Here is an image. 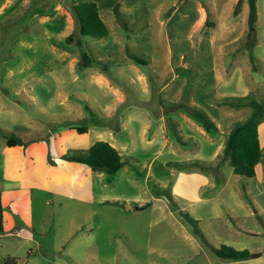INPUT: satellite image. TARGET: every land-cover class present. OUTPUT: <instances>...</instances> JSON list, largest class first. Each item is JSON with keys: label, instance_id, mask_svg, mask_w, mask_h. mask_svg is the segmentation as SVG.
I'll use <instances>...</instances> for the list:
<instances>
[{"label": "rangeland", "instance_id": "obj_1", "mask_svg": "<svg viewBox=\"0 0 264 264\" xmlns=\"http://www.w3.org/2000/svg\"><path fill=\"white\" fill-rule=\"evenodd\" d=\"M73 1L0 0V189L18 229L0 232V264L8 255L17 264H208L216 257L188 230L185 213L214 246L264 249V157L257 177L234 174L226 160L223 180L189 204L174 184L200 168L175 162L201 157L215 166L221 157L206 158L214 146L194 144L183 130L181 150L149 147L140 130L147 111L193 100L219 125L211 134L220 143L250 108L209 100L248 92L264 100V0H255L253 29L248 0H115L120 15L99 10L104 37L77 33ZM82 48L93 67L81 65ZM120 126L126 147L116 172L62 157L115 141ZM11 134L24 144L8 147ZM259 138L264 151V119ZM202 172L213 183L219 175Z\"/></svg>", "mask_w": 264, "mask_h": 264}, {"label": "trees", "instance_id": "obj_2", "mask_svg": "<svg viewBox=\"0 0 264 264\" xmlns=\"http://www.w3.org/2000/svg\"><path fill=\"white\" fill-rule=\"evenodd\" d=\"M104 7H114L117 4L115 0H74L72 5L69 6V11L72 14L75 29L80 35H90L94 37H104L109 33V28L105 21L100 16L99 10ZM116 9L117 15H120ZM207 25V22H206ZM71 35L68 36L67 41L71 40ZM135 62L144 63L136 55H131ZM250 57L254 58L250 50ZM81 65L83 67H93L92 59L88 52L82 48L81 50ZM99 69V68H98ZM104 73L103 69H99ZM217 106H228L232 108L249 107V114L243 118L235 120L230 127L224 140V145L220 153L216 155L217 158L221 157L215 166L212 162L203 159H190L182 162H175L179 166H192L195 165L202 171L214 169L219 173L216 175V181L223 180L222 165L227 160L231 165L234 174L242 175L245 177H254L256 175V166L264 157V151L260 145L258 126L264 119V100H258L250 92L244 95L235 97H223L212 101ZM175 109H179L194 119L201 125L205 131L214 132L218 130L216 123L210 118L206 110L198 105L186 102H178L174 105ZM171 130L176 139L186 144L176 128L173 126V121L169 119ZM79 133L87 131V127L80 126L77 128ZM191 141V138H189ZM23 145L24 140L15 134L7 137L6 145L8 147ZM63 158L71 161L84 163L89 167L102 170L106 173L116 172L124 163L122 155L119 151L107 140L99 139L93 142L86 149H74L73 153H65ZM171 163V162H169ZM168 199L172 200L173 197L167 194ZM6 206L2 202V190L0 189V232L7 229L4 224V211ZM184 219L189 231L197 238L202 244L211 250V252L218 258L225 260H244L251 257V252L247 248L237 249L228 244H220L219 246L212 245L203 234L202 230L198 227L197 221L190 217L188 213L184 214ZM16 225V223H15ZM3 264H17L15 257L8 255L3 259Z\"/></svg>", "mask_w": 264, "mask_h": 264}, {"label": "crops", "instance_id": "obj_3", "mask_svg": "<svg viewBox=\"0 0 264 264\" xmlns=\"http://www.w3.org/2000/svg\"><path fill=\"white\" fill-rule=\"evenodd\" d=\"M97 78L100 80L101 83H107V81H108V79L106 78V76L104 74H102V72L97 75ZM108 83H109V81H108ZM168 85H169L168 83H165L160 88V91L167 90ZM114 89H112V91L115 92V96L118 98L119 102L120 101L123 102V100H124L123 93H121L118 90V88H114ZM183 93H184V88L182 86L181 97H180L181 99L183 98ZM165 97H166V95H165ZM191 102H193L192 104L198 105L193 100H191ZM209 102H210V105H212V107H215V104H213L212 101L209 100ZM175 111L178 113V116H177V118L173 119L171 117V113H173ZM147 115L148 116L146 117L145 122L141 125L140 130L142 133L143 131H145V127H146L147 132H148L147 134L149 137L147 140V145L149 147L150 146L151 147H158V148L171 147L173 149L181 150V145H184V144L179 142L175 136H174V139L176 140V142L172 141V139L170 138L171 133L173 135V132H172L171 127L169 125V122H170L169 119H171L174 123L173 126L176 128L178 133L181 135L182 131L185 130V132H186L185 136L187 138H191V141L194 142V144L202 146L201 143L205 142L211 146H214V147H212L210 155L209 154L206 155V158L208 160H212L218 153L221 152V150L223 148V145H224L223 143H224L225 139H223L222 142L217 143V139L214 137L213 134H211V132H207V131L205 132L204 128L201 125L197 124V122L194 119H192L187 114L180 111L179 109H175V107H171V106H168L167 108L161 107L160 110H158V111H150V112L147 111ZM132 120L135 121L134 119H132ZM122 123H123V120H122ZM216 125L219 127L218 124H216ZM122 128H124V127L123 126L119 127V130L117 131V136H116V138H114L115 141H113V139H108V141L119 151L120 154H121V152L119 149L126 147V145H125L126 143H123V141L120 140L121 138H119V136L121 135L120 130ZM191 130H195L199 134V137H201V140H198L197 139L198 137H195V135L193 133H191L192 132ZM258 130H260V124L258 126ZM214 132H217V131H214ZM128 134L133 136V138H135V136H137V132L132 131V130H128ZM118 138H119V140H117ZM259 140H260V138H259ZM260 145H261V142H260ZM201 152H202V150H200L199 154L197 153L196 156H199V157L202 156L203 152L202 153ZM195 159H201V157L195 158ZM203 160H205V159H203ZM197 171L199 173H197ZM257 176H258V171L256 168V175L254 177H257ZM213 181H216V179ZM215 183H213L212 181L208 182L207 177H205L202 170H198V169L194 168L192 170L190 169V171H188L186 173H181L177 177L176 183L174 184V189H175L177 184H180L179 187L182 188V191H183L185 197L188 199L189 204H191V203H195L196 201L201 200L200 196L203 194L202 189L204 186H206V185L207 186H209V185L215 186V185H217L218 182L216 181ZM2 202H3V200H2ZM3 203L6 206L5 202H3ZM4 224L7 227V229L5 231H10L12 233V235L18 234V229H17V226L15 225V221H14V219H12V217L9 214H7V210L4 211ZM240 249H242V248H240ZM249 250H250L252 255L248 259L229 261V260L218 258L217 256L214 255L216 257V259H212L210 261L207 260V263L208 264H264V249H258L255 247H250Z\"/></svg>", "mask_w": 264, "mask_h": 264}, {"label": "water", "instance_id": "obj_4", "mask_svg": "<svg viewBox=\"0 0 264 264\" xmlns=\"http://www.w3.org/2000/svg\"><path fill=\"white\" fill-rule=\"evenodd\" d=\"M248 3H249V16H248V24L250 26V29H253L251 28V24H252V21L254 20L255 18V14H256V11H255V0H248Z\"/></svg>", "mask_w": 264, "mask_h": 264}]
</instances>
